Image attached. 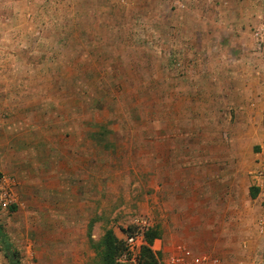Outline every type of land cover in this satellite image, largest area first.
<instances>
[{
  "label": "rangeland",
  "instance_id": "1",
  "mask_svg": "<svg viewBox=\"0 0 264 264\" xmlns=\"http://www.w3.org/2000/svg\"><path fill=\"white\" fill-rule=\"evenodd\" d=\"M46 2L51 10L44 8ZM29 9L21 18L38 25H59L43 30L41 26L40 30L27 27L25 31L51 41L56 34L61 39L50 49L61 57L58 67L63 88L43 94L56 98L58 106L41 102L34 109L49 115L47 125H42L48 139L63 135L57 143L69 144L59 161L77 170L74 179L78 176L80 184L70 189V200L75 202L77 197L78 205H60L64 196L48 199L39 191L30 193L27 187L35 183V177L28 175L29 163L17 167L14 147L3 142L0 264H9L8 249L17 253L18 264H59L62 245L69 242L78 249L75 243H81L76 238L84 239V248L76 252L78 259L83 264H100L94 245L106 230L122 240L141 216L159 227L157 218H163L158 217L157 208L163 206L157 207V203L166 201L168 192L167 180H159L156 174L164 171L157 155L183 148L184 136L175 134L189 128L185 119H201L206 116L201 111L207 110L210 116L219 117L221 128L228 129L221 118L226 111L227 118L231 115L233 119L229 104L207 105L203 99L209 92L199 86L234 85L243 71L253 68L256 81L264 87V0H33ZM41 79L47 86L55 75ZM262 94L260 102H264V91ZM259 112L264 114V110ZM98 126L92 168L91 157L84 154L89 148L87 135ZM6 137L12 138L2 133L0 140ZM263 140L264 135L261 143ZM71 149L79 153L73 155L68 152ZM5 191L12 200L3 206ZM80 208L86 211L77 218L73 211ZM91 221L89 243L86 234L78 238V231H86ZM72 227L76 238L69 241L66 232ZM259 237L260 248L252 258L256 264H264V238ZM171 240L164 235L165 245ZM177 241L181 242L175 244H183ZM48 242L53 254L46 252ZM205 250L223 257L227 264L235 263L233 255Z\"/></svg>",
  "mask_w": 264,
  "mask_h": 264
},
{
  "label": "crops",
  "instance_id": "2",
  "mask_svg": "<svg viewBox=\"0 0 264 264\" xmlns=\"http://www.w3.org/2000/svg\"><path fill=\"white\" fill-rule=\"evenodd\" d=\"M32 2L33 0H0V135L5 133L12 137L1 139L0 148L4 146L3 142H9L14 147L13 156L17 158L14 164L20 167L21 164L28 166L29 163L28 175L35 177V183L27 187L30 193L39 191L41 196L46 194L48 199L56 195L64 196L66 199H61L60 205H74L78 198H75V202L70 200V189L79 188L78 176L76 181L74 179L77 170H71L72 166L67 168L66 162L64 164L59 161L69 144L57 143L63 135L53 139L54 141L48 139L42 125H47L49 115L34 109L39 108L41 102L48 103L49 107L50 102L51 106H58L56 98L49 99L43 94L58 89L62 91L63 88L62 69L58 67V62L62 60L58 52L50 49L51 46L56 48L61 39L56 34L53 38L55 41H51L52 38L35 37L25 31L27 27L31 30L42 27L43 30L51 29L54 25L57 28L59 25L55 23L52 26V22L38 25L37 22L21 18L30 11ZM44 8L51 10L48 9L47 2ZM54 60L57 61L55 64ZM50 75H55V80L45 86L41 78L46 79ZM199 87L203 92H209L203 99L207 105L215 107L216 104L220 106L228 103L227 108L234 113L233 119L231 115L227 118L228 112L223 111L221 119H225L228 126L225 130L220 127L223 124L219 117L210 116L207 110H203L201 114L206 116H201V119H185V126L189 128L185 127L175 134L184 136L182 149L170 148L166 155H157L159 165L164 171L156 174L159 180H167L168 198L157 203V207L160 204L163 206L162 209L157 208L158 217L163 219L157 218L159 227L156 229L159 237L155 238L152 245L160 249L161 255L176 242H181L177 241L180 239L194 252L215 249L222 255H233V264H256L252 255L258 254L259 236L264 238V211L253 186L251 173L257 166L264 135V114L259 112L264 110V102H260L264 87L256 81L253 68L243 71L241 79L234 85L207 83ZM60 101L61 107L62 100ZM99 126L91 131V135H87L89 148L85 149L84 155L91 157L92 168L95 167L96 132L99 131ZM34 134H37L36 137ZM28 135H33L29 141ZM11 139L13 142H10ZM23 144L25 148L22 147ZM68 152L73 155L79 153L73 149ZM163 157L167 159L160 162ZM78 159H75L77 164ZM38 164L41 165L40 168L35 169ZM15 171L17 172L16 168ZM82 211L86 209L80 208L73 212L80 218ZM152 226L154 228L155 225ZM69 230L71 231L66 232V237L70 241L76 235L73 227ZM85 230L78 231V238L81 239L86 234L90 243L93 238L92 221ZM164 235L174 240L165 245ZM76 240L83 244V238L82 242L77 238ZM69 244L66 242L62 245L59 264H83L76 252L80 253L79 249L84 246L75 243L76 246L78 244V249L74 250ZM51 246V242L45 246L48 254L54 252ZM71 249L73 251L68 252ZM223 262L228 263L224 260Z\"/></svg>",
  "mask_w": 264,
  "mask_h": 264
},
{
  "label": "built area",
  "instance_id": "3",
  "mask_svg": "<svg viewBox=\"0 0 264 264\" xmlns=\"http://www.w3.org/2000/svg\"><path fill=\"white\" fill-rule=\"evenodd\" d=\"M251 178L264 211V140L260 145L257 166L251 173ZM4 197L5 201L2 205L6 206L7 202H11L12 196L5 191ZM151 226L149 219L146 217L141 216L134 220L133 229L126 233L122 239L123 247L117 257L119 264H138L141 260L142 248L144 246L149 247L156 255V264H225L218 255L211 254L210 252H194L184 244H175L165 251L164 254L159 255L160 249L152 245L154 241L152 244H148L145 237L146 231Z\"/></svg>",
  "mask_w": 264,
  "mask_h": 264
},
{
  "label": "trees",
  "instance_id": "4",
  "mask_svg": "<svg viewBox=\"0 0 264 264\" xmlns=\"http://www.w3.org/2000/svg\"><path fill=\"white\" fill-rule=\"evenodd\" d=\"M145 237L148 244H152L154 239L159 237V232L156 227H151L146 231ZM94 246L97 248L101 260L100 264H118L115 260L122 250L123 242L122 240H118L111 229L106 230L102 239ZM6 253L9 264H18L16 252L6 251ZM138 264H156V255L149 247L144 246L142 248L141 260Z\"/></svg>",
  "mask_w": 264,
  "mask_h": 264
}]
</instances>
